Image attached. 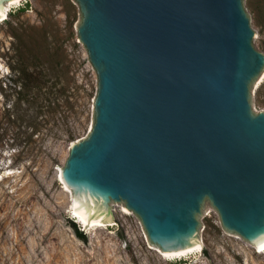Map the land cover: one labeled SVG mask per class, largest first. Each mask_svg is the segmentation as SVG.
Wrapping results in <instances>:
<instances>
[{"label": "water", "instance_id": "95a60500", "mask_svg": "<svg viewBox=\"0 0 264 264\" xmlns=\"http://www.w3.org/2000/svg\"><path fill=\"white\" fill-rule=\"evenodd\" d=\"M75 2L98 78L92 126L59 172L77 209L109 224L121 205L162 252L198 244L216 209L262 245L264 111L251 88L264 53L244 0Z\"/></svg>", "mask_w": 264, "mask_h": 264}, {"label": "rangeland", "instance_id": "374dc122", "mask_svg": "<svg viewBox=\"0 0 264 264\" xmlns=\"http://www.w3.org/2000/svg\"><path fill=\"white\" fill-rule=\"evenodd\" d=\"M244 7L264 53V0ZM79 19L75 0H23L0 22V264H264L255 245L222 227L216 209L202 214L201 252L174 258L119 204L112 226L89 232L77 222L58 173L92 126L98 87ZM22 69L41 90H25ZM251 89L254 109L264 111V78Z\"/></svg>", "mask_w": 264, "mask_h": 264}, {"label": "bare ground", "instance_id": "6f19581e", "mask_svg": "<svg viewBox=\"0 0 264 264\" xmlns=\"http://www.w3.org/2000/svg\"><path fill=\"white\" fill-rule=\"evenodd\" d=\"M22 1L23 0H10V1L6 2L4 4L3 11L0 14V22H2L7 17V14L10 11V8L12 6L19 4ZM263 78H264V72H263V74H261V76L258 79L259 83L262 81ZM59 172H61V169L59 170ZM58 177H59V180L61 181V183L64 185L65 191L70 193L69 188L62 182V178L59 175V173H58ZM73 207L74 208H72V210L74 209V213L72 211V214H73L74 218L77 219V222L80 223L82 225V227L85 228V230H87L89 232L90 231L92 232V230H94L95 228L112 226V224H109V225H107L106 223L104 224V222H103L104 218L103 219H94V218L90 217L89 215L85 214L84 212L80 211L79 209H77V206H76L74 199H73ZM126 213H128V212L126 211ZM202 248H203L202 243L199 240L198 244H196L195 246L188 248L182 252H162V251L161 252H162V255L164 257L174 258V257L187 256V255H190V254H193L196 252H201ZM254 248H256L257 252L264 253V243L262 245H255Z\"/></svg>", "mask_w": 264, "mask_h": 264}, {"label": "trees", "instance_id": "16d2710c", "mask_svg": "<svg viewBox=\"0 0 264 264\" xmlns=\"http://www.w3.org/2000/svg\"><path fill=\"white\" fill-rule=\"evenodd\" d=\"M21 73L24 75L23 78L25 79V90H27L28 88H34L36 90H41L40 89V84L41 82L38 81V80H35V78L33 77L34 75H31V73L27 72L26 70H21ZM23 90V88L20 90V92ZM29 90V89H28ZM30 97V95H28ZM27 96V97H28ZM31 98V97H30ZM25 99L26 101H29V99ZM74 230H75V233L77 235V237L80 239V240H83V241H86V236L85 234H83V232L79 229H77V226L75 223L72 224Z\"/></svg>", "mask_w": 264, "mask_h": 264}]
</instances>
